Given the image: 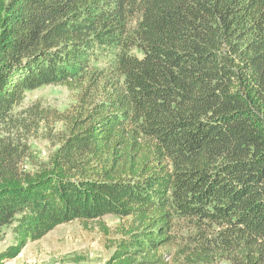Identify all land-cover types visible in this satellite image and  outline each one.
<instances>
[{
	"label": "trees",
	"instance_id": "trees-1",
	"mask_svg": "<svg viewBox=\"0 0 264 264\" xmlns=\"http://www.w3.org/2000/svg\"><path fill=\"white\" fill-rule=\"evenodd\" d=\"M46 86L75 102L36 171L0 138V264L105 216L106 264H264V0H0V125Z\"/></svg>",
	"mask_w": 264,
	"mask_h": 264
},
{
	"label": "rangeland",
	"instance_id": "rangeland-1",
	"mask_svg": "<svg viewBox=\"0 0 264 264\" xmlns=\"http://www.w3.org/2000/svg\"><path fill=\"white\" fill-rule=\"evenodd\" d=\"M74 102V95L65 87H42L26 92L10 120L0 125V138L15 146L21 156V170L36 171L56 152L66 131L61 116ZM127 225V220L115 216L88 224L76 221L61 225L42 240L29 243L6 264H106ZM7 240L9 244L10 237Z\"/></svg>",
	"mask_w": 264,
	"mask_h": 264
}]
</instances>
